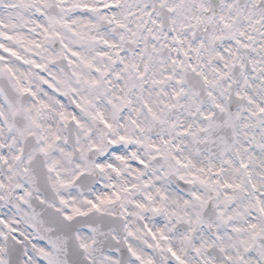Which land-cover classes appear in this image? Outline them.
Instances as JSON below:
<instances>
[{"label": "snow or ice", "instance_id": "1", "mask_svg": "<svg viewBox=\"0 0 264 264\" xmlns=\"http://www.w3.org/2000/svg\"><path fill=\"white\" fill-rule=\"evenodd\" d=\"M0 264H264V0H0Z\"/></svg>", "mask_w": 264, "mask_h": 264}]
</instances>
